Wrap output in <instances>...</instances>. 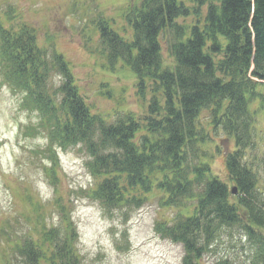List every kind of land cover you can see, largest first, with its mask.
<instances>
[{"label":"trees","instance_id":"16d2710c","mask_svg":"<svg viewBox=\"0 0 264 264\" xmlns=\"http://www.w3.org/2000/svg\"><path fill=\"white\" fill-rule=\"evenodd\" d=\"M123 18L130 38L99 20V40L110 69H129L140 97L150 91L141 120L131 112L94 113L64 58L40 47L31 27L0 19V76L38 119L25 135L44 132L42 149L53 165L57 148L81 147L95 179L89 197L107 211L138 207L152 192L165 207L191 206L155 227L182 246V264H202L234 229L250 240L248 264H264V195L244 161L257 113L250 104H264V0H141ZM162 40L171 64L163 62ZM219 131L233 144L213 150L223 155L235 195L211 168L207 145ZM58 208L59 226L16 245V264H81L75 226ZM211 264L235 263L224 257Z\"/></svg>","mask_w":264,"mask_h":264},{"label":"rangeland","instance_id":"374dc122","mask_svg":"<svg viewBox=\"0 0 264 264\" xmlns=\"http://www.w3.org/2000/svg\"><path fill=\"white\" fill-rule=\"evenodd\" d=\"M140 2L0 0V19L7 15L13 27H31L40 47L49 54L54 49L62 56L80 95L94 113L115 117L131 112L141 120L147 114L150 91L140 97L129 69L121 64L110 69L96 23L107 20L113 31L130 38L131 29L123 15L131 4ZM161 45L163 62L171 64L163 40ZM52 82L57 86L59 81L54 77ZM21 99L22 95L12 91L0 76V264L20 262L16 245L24 238H39L41 231L57 228L59 205L65 207L78 234L75 249L81 264H182V246L161 238L155 227L171 222L179 213L190 212L191 206L165 207L160 194L152 192L138 207L105 210L89 197L95 179L86 167L84 150L77 146L57 148V164L53 165L42 149L44 132L25 135V128L37 126L38 119L21 107ZM250 110L257 113L253 146L246 151L244 161L255 172L257 188L264 195V104L260 100L251 102ZM206 116L204 113L202 119ZM214 146L224 152L233 144L219 131L207 145L213 153V174L231 191L235 187L227 177L223 155L215 153ZM250 248V240L242 238L240 229H234L221 235L214 251L201 263L227 257L235 264H248Z\"/></svg>","mask_w":264,"mask_h":264},{"label":"water","instance_id":"95a60500","mask_svg":"<svg viewBox=\"0 0 264 264\" xmlns=\"http://www.w3.org/2000/svg\"><path fill=\"white\" fill-rule=\"evenodd\" d=\"M231 193H232L233 195L236 194V190H235V188H233V189L231 190Z\"/></svg>","mask_w":264,"mask_h":264}]
</instances>
